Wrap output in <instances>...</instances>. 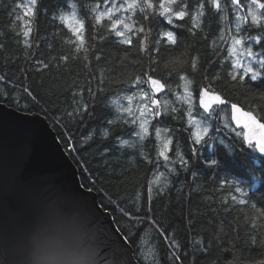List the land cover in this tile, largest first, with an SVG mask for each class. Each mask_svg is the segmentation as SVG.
<instances>
[{
	"label": "trees",
	"instance_id": "trees-1",
	"mask_svg": "<svg viewBox=\"0 0 264 264\" xmlns=\"http://www.w3.org/2000/svg\"><path fill=\"white\" fill-rule=\"evenodd\" d=\"M21 2L0 0V100L49 119L78 165L83 185L99 193L100 203L112 212L138 260L142 264H254L264 259V221L250 209L255 204L264 210V156L246 143L230 118L234 102L264 121V83H237L229 75L237 55L251 61L241 54L240 46L236 54L230 52L232 36L255 37L261 30L243 25L247 31L237 33L230 0H221L225 8L221 12L205 0V16L198 28L192 27L190 17H173L169 24L159 15L143 20L139 10L134 16L116 13L131 16L126 23L136 21L134 30L145 28V33H127L132 45L121 44L106 28H93L94 21L88 17V51L77 53L76 45L67 43L69 38L76 40L70 30L73 21L61 22L54 16L71 12L70 5L75 4L77 18L86 17L100 0H39L35 18L23 17V10L16 8ZM190 4L194 9L197 0ZM240 14L246 15V10ZM165 31L178 36L177 45L166 43ZM243 47L257 52L261 45L246 39ZM177 58L181 63H173ZM193 58L198 61L195 72L190 68ZM149 76L165 84L158 96L160 107L155 109L150 83L144 82ZM210 82L227 102L204 122L209 129L207 143L195 144L196 129L188 124L187 109L194 104L192 114L203 119L199 90ZM186 91L192 93L190 100ZM157 111L158 116L152 115ZM145 120L149 134L141 139L136 133ZM169 138L165 161L159 151ZM180 156L186 165L180 163ZM159 176L160 186L151 191ZM234 186L247 195L241 197ZM240 199L249 203L241 204Z\"/></svg>",
	"mask_w": 264,
	"mask_h": 264
},
{
	"label": "water",
	"instance_id": "water-1",
	"mask_svg": "<svg viewBox=\"0 0 264 264\" xmlns=\"http://www.w3.org/2000/svg\"><path fill=\"white\" fill-rule=\"evenodd\" d=\"M249 112L264 123L231 103L233 125L264 156L257 147L264 130ZM0 264H142L99 193L83 185L49 119L1 100Z\"/></svg>",
	"mask_w": 264,
	"mask_h": 264
},
{
	"label": "snow or ice",
	"instance_id": "snow-or-ice-1",
	"mask_svg": "<svg viewBox=\"0 0 264 264\" xmlns=\"http://www.w3.org/2000/svg\"><path fill=\"white\" fill-rule=\"evenodd\" d=\"M102 4L109 5L108 7H102ZM207 4L211 6V8L215 9L216 12L225 11V8L221 4V0H207ZM230 5L235 6L236 11V32L240 33L242 31H247L243 27V25H247L248 29L258 28L261 30V34L255 37L253 36H239L234 35L232 36V45L230 48V52L232 54H236L234 50L237 49V46L243 48V53L251 58V61L244 62L239 55H237L236 60L234 61L232 71L229 73L231 76V80L237 83H247L248 80L250 81H257L260 80L261 83H264V54L253 52L251 47L244 48L245 40H255L257 44L261 45V48L264 49V0H247V3L244 0H230ZM71 12L67 13H60L58 17L54 16V19L58 18L61 22L66 20H72L73 26L71 27V32L74 36H76V40H72L71 38L68 39L67 43L75 44L76 51L79 53L80 51H84L87 53L88 49L85 47L87 43L85 39V23L88 17L91 18L94 23L91 25L93 28L101 27L106 28L109 34H115L116 37L120 38V43L124 45H132L133 40L130 35L127 33H133L134 35L137 33H145V28L141 25L140 27H135L136 21H132L131 23H126V20H131V16L129 17H117L116 13L118 12H128L131 13L133 16L136 15L137 10L142 15L143 20L149 19V17H155L157 15L163 16L168 19V23H173V17L178 20H184L185 17H190L192 20V27L198 28L200 27V20L202 17L205 16V9L206 4L205 0H197V4L195 5L194 9L190 4V0H100V2L95 3L88 9V15L83 18H77V11L76 5L71 4ZM17 9L23 10V17L35 18L39 11V0H23L21 3L16 4ZM194 11V15L192 11ZM241 10H246V15H241ZM21 16H17V19H23ZM107 21L108 23H105ZM30 21L26 20L25 23H29ZM121 26L123 30H120ZM31 29H27L24 31V35L27 36ZM192 31V28L189 29ZM147 32H151V29H148ZM163 36L166 37V43L169 45H177L178 43V36L174 34L173 31H165ZM103 39V37H101ZM148 36H144V40L147 41ZM223 39V36L220 37ZM28 42L25 41V44ZM156 44L160 43V40L155 41ZM144 50L148 51L147 44L143 45ZM66 59V57H65ZM84 59H87V55L84 56ZM99 59V57H97ZM173 63H181L179 58H177ZM256 65V67L253 66ZM190 68L193 72L198 71V61L196 58H193L190 62ZM183 71V70H182ZM181 80L187 81L188 84L191 83L188 80L187 76L180 75L179 77ZM145 83H150L155 91H160L165 87L164 83H161L160 80L154 79L151 76L148 77ZM139 83V80L137 81ZM142 95L148 96L147 92H143L141 90ZM186 96L191 99L192 93L186 91ZM128 99H132V97H128ZM151 100V98L149 97ZM264 99V96H262ZM153 103H158V101H151ZM213 102L217 104H224L225 101L221 98L219 94H215L213 89L211 88V82L209 85L203 86L199 90V107L203 109V112L200 113L202 120H197L196 117L192 114L193 109L196 107L194 104L189 103V107L187 109L188 115V124L190 127H194L196 132L192 134L194 143L201 144L207 143L205 137L208 136L209 129L207 126H203L204 122L210 119L212 116L213 109ZM147 104H145V109H147ZM85 110L87 109V105L84 106ZM232 109L236 111H240L239 108L235 104L232 105ZM125 111H128L125 109ZM176 111V109H173ZM143 115V113H142ZM152 115L158 116L159 112H155ZM249 119L256 124L258 128L264 130V123H260L256 117L252 116V114L246 113ZM239 122V121H238ZM112 123V121H109ZM132 123H135L133 120ZM148 123L147 120L141 122L140 128L141 132L136 133L139 135L141 139H144L146 135L149 134L148 127L146 126ZM247 123L245 127H247ZM166 131V130H165ZM157 139L160 138L161 129L157 128L155 130ZM104 135L107 137L108 133L105 132ZM262 136H264V131H262ZM249 143L251 144V140L248 137ZM123 143L127 144V141H123ZM171 144V139L164 144V150L159 151V156L163 157L165 161L169 159L166 155V151L168 150V145ZM257 147L259 151L264 153V139L257 141ZM195 151V149H194ZM180 163L187 164V161L184 160L183 156H180ZM213 164L216 163L215 160L212 161ZM227 183V181H225ZM235 192L239 193L241 197L247 195L245 190L239 186H234ZM233 200H236L237 197L233 196ZM239 203L241 204H248L249 202L245 199H240ZM251 211L254 213L257 219L264 221V210L257 209L255 204L250 205ZM255 227V223H253ZM179 257L177 256V259ZM254 264H264V259L259 261H255Z\"/></svg>",
	"mask_w": 264,
	"mask_h": 264
},
{
	"label": "rangeland",
	"instance_id": "rangeland-1",
	"mask_svg": "<svg viewBox=\"0 0 264 264\" xmlns=\"http://www.w3.org/2000/svg\"><path fill=\"white\" fill-rule=\"evenodd\" d=\"M242 51H241V54L242 55H244V56H246L244 53H243V48L241 49ZM258 53H262V54H264V49H262V48H259V50L257 51ZM151 91H152V95H154V90L153 89H151ZM152 101H154L153 99H152ZM151 108H153V109H155V107L157 108V106L155 105V103H153V102H151ZM218 106L219 105H214L213 104V109H217L218 108ZM147 110V109H146ZM154 186H152L151 187V191H153L154 190V188H155V186H160V176L158 177V179L155 181L154 180ZM153 183L151 184V185H153ZM144 255H146L147 253H143ZM136 255V254H135Z\"/></svg>",
	"mask_w": 264,
	"mask_h": 264
},
{
	"label": "flooded vegetation",
	"instance_id": "flooded-vegetation-1",
	"mask_svg": "<svg viewBox=\"0 0 264 264\" xmlns=\"http://www.w3.org/2000/svg\"><path fill=\"white\" fill-rule=\"evenodd\" d=\"M215 103H216V102H213L214 105H216Z\"/></svg>",
	"mask_w": 264,
	"mask_h": 264
}]
</instances>
